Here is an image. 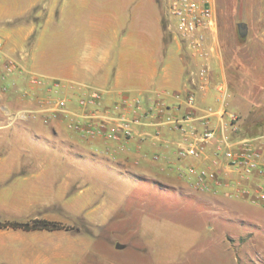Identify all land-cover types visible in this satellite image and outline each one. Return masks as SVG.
<instances>
[{"label":"crops","instance_id":"0c3cea01","mask_svg":"<svg viewBox=\"0 0 264 264\" xmlns=\"http://www.w3.org/2000/svg\"><path fill=\"white\" fill-rule=\"evenodd\" d=\"M159 3L160 0L1 2L0 34L6 49L17 50L36 32L34 11L41 10L42 29L31 49L34 71L29 74L44 81L31 89L44 92L43 102L29 100L27 107L34 109L21 111L35 115L51 112L57 109L54 101L59 97L73 94L76 98L86 88L98 91L106 107L124 101L129 106L125 118L131 122L132 130L122 146L129 159V172L160 187L176 189L182 186L180 181L189 185L193 180L188 173L190 167L213 168L212 152L201 160L179 158V148L190 132L183 133L174 121L188 109V94H194L190 114L195 121L209 119L215 127L226 123L230 115H243L252 106L243 98L235 108L221 102L227 83L226 68L215 38L209 40L205 56L184 49L175 37L169 38L164 32ZM12 12L13 19L4 20ZM205 66L208 73L201 77L199 69ZM137 104L138 110L132 111ZM149 108H155L153 114H147ZM21 111L12 114L13 123L21 116L26 121L41 122L37 115L24 116ZM158 111L163 113L159 115ZM49 114L50 123L58 131L63 120ZM67 149L66 153L49 152L43 162H0V195L8 191L12 195L0 198L1 223L46 220L65 226L55 231L0 229V264L105 261L98 247L104 233L115 229L114 213L107 198L96 197L100 194L98 188L114 180L119 171L108 162L64 161L68 158L65 154L76 155L72 148ZM227 172L232 193L239 187L242 191L249 189L238 186L239 177ZM213 197L230 198L221 192Z\"/></svg>","mask_w":264,"mask_h":264},{"label":"rangeland","instance_id":"374dc122","mask_svg":"<svg viewBox=\"0 0 264 264\" xmlns=\"http://www.w3.org/2000/svg\"><path fill=\"white\" fill-rule=\"evenodd\" d=\"M167 1L160 0L159 13L164 32L173 38L168 23L174 21L168 15ZM1 2L24 4L26 0ZM34 14L36 32L17 50L6 49L0 34V162H43L49 152L66 153L72 148L76 155L65 154L68 158L64 161L108 162L119 171L114 180L98 188L96 197L108 199L115 224L114 231L104 233L100 241L99 253L105 261L99 264H264V208L255 205L254 198L208 196L182 181V186L168 189L129 172V159L122 146L131 134L119 126L128 113L124 101L106 107L101 96L92 97L93 90L86 88L76 98L73 94L57 97L56 103L66 101L63 112L36 114L41 122L34 117V121H26L22 116L12 122L16 111L34 109L27 107L29 100L43 102L44 92L31 90L34 76L29 74L34 71L31 49L42 29L41 10ZM216 16L215 40L226 68V104L240 105L242 98L249 102L252 107L247 112L235 115L236 125L241 136L260 138L264 136V0H216ZM12 17L13 12L4 20ZM241 24L246 26L245 35L240 32ZM12 63L17 68L10 72ZM190 96L194 94H188L187 99ZM187 108L182 116L192 111ZM154 109L149 108L147 114H153ZM133 110H138V104ZM49 113L63 120L58 131L50 123ZM71 114L76 116L75 122L70 120ZM20 115L36 116L26 111ZM117 126L119 138L110 140V130ZM109 146L114 149L106 150ZM0 198H12L11 192Z\"/></svg>","mask_w":264,"mask_h":264},{"label":"built area","instance_id":"2783aa9c","mask_svg":"<svg viewBox=\"0 0 264 264\" xmlns=\"http://www.w3.org/2000/svg\"><path fill=\"white\" fill-rule=\"evenodd\" d=\"M167 8L169 17L174 21V23H168L169 31L188 49L205 56L209 40L215 38L217 32L216 0H168ZM16 68L12 63L9 71ZM207 73L208 69L203 68L200 76L205 77ZM32 79L33 84H40L39 81H35L37 78L32 77ZM100 96L98 91H93L92 97L100 99ZM220 100L223 104L227 101L225 87L222 89ZM56 104L57 109L52 111L63 112L66 101L59 100ZM84 104V101L80 102V105ZM187 104L190 108L194 106V96L187 99ZM71 115L73 117L70 120L75 122L76 116ZM120 121L123 125H119L121 129L130 135L131 122L126 118ZM237 121V116L230 115L226 123L215 127L209 119L200 120L198 123L190 113L175 120L174 125L179 130L183 133L190 132L189 137H186L179 148L178 155L181 159L201 160L212 152L213 168L196 169L192 166L188 169L189 175L193 178L189 181V185L195 191L213 196L221 192L224 195L226 193L225 196L230 198L242 193L244 198H254L253 203L264 208V136L255 139L241 136L239 126L236 125ZM119 126L110 130L108 135L110 140L119 138ZM198 126L202 128V131ZM225 172L238 176L240 182L237 185H244L249 189L242 191L239 187L232 193Z\"/></svg>","mask_w":264,"mask_h":264},{"label":"trees","instance_id":"16d2710c","mask_svg":"<svg viewBox=\"0 0 264 264\" xmlns=\"http://www.w3.org/2000/svg\"><path fill=\"white\" fill-rule=\"evenodd\" d=\"M23 229L26 231H38V230H48V231H55V230H62L65 229L60 223L50 222L46 220H32L26 223H15V222H4L0 223V229Z\"/></svg>","mask_w":264,"mask_h":264},{"label":"water","instance_id":"95a60500","mask_svg":"<svg viewBox=\"0 0 264 264\" xmlns=\"http://www.w3.org/2000/svg\"><path fill=\"white\" fill-rule=\"evenodd\" d=\"M243 29H244V30H243ZM240 32H241V34H243V35L246 34V26H245V25H242V24L240 25ZM117 248L120 249L121 246L118 245Z\"/></svg>","mask_w":264,"mask_h":264}]
</instances>
